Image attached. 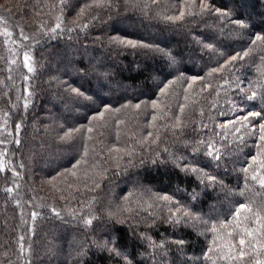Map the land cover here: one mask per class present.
<instances>
[{
    "label": "trees",
    "instance_id": "16d2710c",
    "mask_svg": "<svg viewBox=\"0 0 264 264\" xmlns=\"http://www.w3.org/2000/svg\"><path fill=\"white\" fill-rule=\"evenodd\" d=\"M92 2L70 0L61 9L60 0H0V164L6 165L0 172V264H125L99 246L112 235L121 237L120 247L133 264H226L215 252L204 258L214 247L212 232H203V225L167 223L165 202L156 197L170 195L210 224L231 219L240 203L264 202V188L240 171L264 146V42L252 43L264 36V0H205L209 12L175 21L166 17L182 10L199 13L200 0H111V7L81 15ZM217 8L249 26L238 28L217 16ZM57 17L63 30L50 39L42 31L54 28ZM117 35L170 51L178 62L170 66L146 47L110 46L108 39ZM205 37L215 53L202 51L197 41ZM249 50L244 60L209 75L231 55ZM25 51L31 53L33 73L23 67ZM69 85L92 99L76 98L66 91ZM25 88L31 93L27 110ZM253 91L256 98L248 101ZM249 111L261 116L244 121ZM71 129L81 131L61 140ZM201 140L226 153L219 168L203 154L193 157ZM181 154L221 183L206 186L194 174L186 177L172 163ZM6 187L14 189L11 195ZM33 212L39 214L34 221ZM85 216L96 217L91 226L81 222ZM55 232L60 235L52 236ZM141 233L165 248L157 254L139 242ZM20 236L31 249L23 257ZM179 238L187 241L183 251L171 243Z\"/></svg>",
    "mask_w": 264,
    "mask_h": 264
},
{
    "label": "snow or ice",
    "instance_id": "6c2138e0",
    "mask_svg": "<svg viewBox=\"0 0 264 264\" xmlns=\"http://www.w3.org/2000/svg\"><path fill=\"white\" fill-rule=\"evenodd\" d=\"M70 0H60V7L63 9L65 6L69 4ZM195 3V0H193V4ZM93 7L97 8H105V7H111V0H93L92 3L84 5L80 9V14L82 15L86 10L91 9ZM209 4L205 2V0H200V12L196 13L191 10H189L187 13L185 11H181L179 15L177 16H168L166 17L169 21H175V20H181L185 17V15L189 16H196V15H203L207 12H209ZM216 15L219 17H224L229 20L230 23H233L238 26L240 29L247 28L248 22L240 19V18H234L232 17V14L228 11H221L219 8L215 10ZM57 20L59 21L54 28H51L47 31H42V34L46 37H49L50 39L55 38L58 35V30H63L61 28L62 25V18L57 17ZM84 28H87L88 25L85 24L83 26ZM68 31H71V29H68ZM4 35L11 36V33L5 30ZM23 39L27 40L29 39L27 36H24ZM210 37H205L203 39H200L197 41L198 44L202 45V51L206 50L204 52L205 55H208L210 53H215L216 48L212 43H206L205 40H210ZM258 41L264 42V36L257 35L255 40L252 41L253 45H255ZM108 43L110 46H124V47H146L150 48V50H153L155 52L160 53L169 63V65H176L178 62L177 56L173 55L170 51H166L163 48H160L158 46L153 47L146 43L137 42L132 39H124L117 36H111L108 39ZM250 50L245 51L243 53H236L234 55H231L229 60L225 63L220 65L216 68H211L209 75L219 73L221 72L226 66H230L234 64L237 60H244L245 57L249 56ZM264 59V58H262ZM9 63L15 64L16 61L12 60ZM23 67L27 69L28 73L34 72V66L32 64V56L30 51H25L23 54ZM25 81L29 79L28 76L24 77ZM197 79H202L201 77H193L192 81L195 82ZM191 87V84L189 85ZM66 91L74 94V96L78 99L83 100H91L92 97L87 95L84 90H82L79 87L74 86H67ZM163 92L164 89H161ZM241 92H245V89L241 88ZM25 92V98H24V104L23 107L25 110L29 108V100L28 97L31 95L28 88L24 89ZM256 92L253 91L252 95L247 96L246 99L248 101H252L256 98ZM152 107L156 108L157 102L153 100ZM262 104H264V101H262ZM140 103H137L135 107L137 109L140 108ZM127 107V105H125ZM181 111H183L184 106H180ZM108 110L107 108L105 109ZM116 111H119L117 109ZM7 115V113H5ZM104 115L103 112L100 113V116L102 117ZM261 116V112L259 111H249L247 115H244L242 119L244 121H248L249 117L255 118ZM95 119V117H94ZM156 119V116H153V120ZM228 123H233L232 121H229ZM179 126V119L177 118V123L174 125V127ZM228 124L222 125V127L227 128ZM22 127L21 123L16 124V132L17 135H19L20 129ZM243 127H248L247 124H244ZM89 131H92L91 128L88 129ZM81 129H71L69 131L64 132V135L60 137L61 140H67L71 139L74 133L80 132ZM240 129L236 128L235 132H239ZM260 140L264 141V123L260 124ZM151 135V134H149ZM219 136V133L217 134ZM155 142V141H153ZM17 145L20 144V140L17 139L15 141ZM239 143H244V138L241 136L239 138ZM116 151H119V149H116ZM199 154H203L207 157H209L212 161L215 162L216 167L219 168L220 164L223 162L224 155L226 153H222L221 150L216 147L215 143L212 141H199L194 147H193V157L198 156ZM172 163L176 168H178L181 172L184 173V175L187 177L189 175H195L200 183L206 184V186H211L214 184H219L221 181L218 179L217 176L212 175L208 171H206L203 167L199 166V164L195 161V159H190L186 155H179V156H173ZM79 162L72 165V169L77 168ZM72 169H69L68 171L75 175L76 173L72 171ZM6 170V165L0 164V172H4ZM240 171L244 173L245 180H251L252 182H255L260 185L261 188H264V146H261V151H259L255 156L251 157V163L247 166H242ZM18 175L17 173L13 172V176ZM247 188V185H246ZM6 193L11 195L14 191L12 187H6L3 189ZM244 192H240L239 195H244ZM198 193L193 191L190 194V197L192 200H196L198 198ZM125 200L128 199V197H124ZM156 199L164 201L165 206L168 210V217H167V223L173 225L174 227H179L180 225H186L193 228H199L201 225L204 226L203 232H212L214 234L213 244L214 247L209 248L208 252L204 253V258L208 259L209 253L215 252L218 254V259L220 261L226 262V264H264V202H260L256 207H253L251 203H240L238 207L235 208V211L231 214V219L226 221H217V223H209V219H205L203 216L197 215L189 205L182 203L179 200H174L172 196L170 195H162L157 196ZM53 215L57 218L60 217L61 213L57 212L55 209L52 210ZM39 214L37 212L32 213V219L33 221L37 218ZM73 216H75V213H72ZM111 213L109 216L111 217ZM149 215H152L151 213ZM96 219L94 216H85L81 218V222L85 226H91L93 220ZM120 223H123L121 221ZM231 228L232 230L229 231L228 229ZM117 233L120 231V229L115 230ZM131 232V238H136V232L134 229H130ZM24 236H20L18 238L19 248L18 251L23 257L26 254H29L31 249L25 248L24 246ZM120 240L121 237L119 235H112L108 239H106L102 244H100V248L103 251L109 252L110 256H115L119 258L120 260L124 261L125 264H133V261L131 259V256L129 253L122 249L120 247ZM139 242L142 244H147L148 247L152 248L153 250L157 251V254H159V250L165 248V244H156L152 241L150 235L147 233H141L139 236ZM171 243L177 245L178 250L183 251V246L187 243L182 238L179 239H173ZM150 258L155 259V257H152L150 254ZM9 264L11 262L9 261ZM30 264V262H29ZM215 264V262H214Z\"/></svg>",
    "mask_w": 264,
    "mask_h": 264
},
{
    "label": "rangeland",
    "instance_id": "374dc122",
    "mask_svg": "<svg viewBox=\"0 0 264 264\" xmlns=\"http://www.w3.org/2000/svg\"><path fill=\"white\" fill-rule=\"evenodd\" d=\"M118 28H120V29H124V30H127V26L125 27V26H119ZM150 37H152V36H150ZM127 182H124V183H122V185H124V184H126ZM60 235V233L59 232H55V233H53L52 234V236H54V237H58ZM68 256H70V255H68ZM74 256H76V253H75V255L73 254V255H71V257H74Z\"/></svg>",
    "mask_w": 264,
    "mask_h": 264
}]
</instances>
